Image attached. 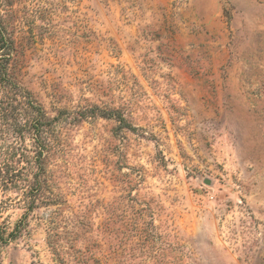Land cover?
<instances>
[{
  "label": "rangeland",
  "instance_id": "rangeland-1",
  "mask_svg": "<svg viewBox=\"0 0 264 264\" xmlns=\"http://www.w3.org/2000/svg\"><path fill=\"white\" fill-rule=\"evenodd\" d=\"M3 3L0 264H264V0Z\"/></svg>",
  "mask_w": 264,
  "mask_h": 264
},
{
  "label": "trees",
  "instance_id": "trees-1",
  "mask_svg": "<svg viewBox=\"0 0 264 264\" xmlns=\"http://www.w3.org/2000/svg\"><path fill=\"white\" fill-rule=\"evenodd\" d=\"M6 4L3 0H0V98H14V95L18 93L19 87L13 81V79L8 74V64L12 51L14 50V39L11 35L9 21L7 19V9L4 8ZM30 108L32 109V128L34 129V134L36 139L40 136L44 130L43 126H51V121L46 117V114L42 108L37 104L35 100L30 103ZM1 109V106H0ZM106 113H103V115ZM105 116V115H104ZM46 146L42 145L35 150L34 162L40 173L43 172L42 167V155L46 150ZM37 177V174H35Z\"/></svg>",
  "mask_w": 264,
  "mask_h": 264
}]
</instances>
